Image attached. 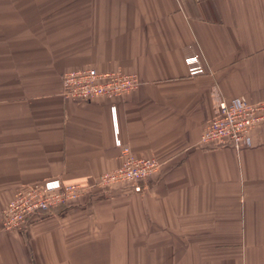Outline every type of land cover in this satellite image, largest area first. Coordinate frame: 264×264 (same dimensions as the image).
<instances>
[{"label": "crops", "instance_id": "crops-1", "mask_svg": "<svg viewBox=\"0 0 264 264\" xmlns=\"http://www.w3.org/2000/svg\"><path fill=\"white\" fill-rule=\"evenodd\" d=\"M88 67L140 84L65 97L61 74ZM237 97L264 100V0H0V264H264V126L239 149L200 141ZM125 143L159 162L141 192L92 187L2 229L16 192L91 184Z\"/></svg>", "mask_w": 264, "mask_h": 264}, {"label": "built area", "instance_id": "built-area-1", "mask_svg": "<svg viewBox=\"0 0 264 264\" xmlns=\"http://www.w3.org/2000/svg\"><path fill=\"white\" fill-rule=\"evenodd\" d=\"M201 1V0H197ZM183 53L192 75L204 74L206 69L190 44ZM62 93L67 98L90 100L96 97L118 98L137 88V74L120 69L99 71L93 67L70 70L61 74ZM264 126V100L248 102L242 98L219 100L215 117L204 128L201 144L206 146L230 145L236 149L251 144L250 131ZM121 164L105 172L91 184H63L58 179L44 180L16 192L3 209L1 226L6 232L19 228L33 215H46L56 206H64L78 199L92 187L108 188L129 183L139 193L143 182L159 167L154 158L135 157L130 147L119 145Z\"/></svg>", "mask_w": 264, "mask_h": 264}]
</instances>
